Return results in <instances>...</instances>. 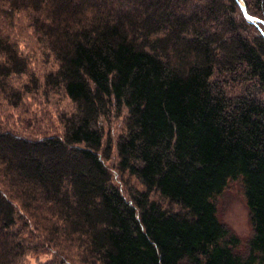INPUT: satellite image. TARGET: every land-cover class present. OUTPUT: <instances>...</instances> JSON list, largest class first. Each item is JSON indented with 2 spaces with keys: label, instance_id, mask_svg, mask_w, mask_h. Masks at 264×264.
<instances>
[{
  "label": "trees",
  "instance_id": "16d2710c",
  "mask_svg": "<svg viewBox=\"0 0 264 264\" xmlns=\"http://www.w3.org/2000/svg\"><path fill=\"white\" fill-rule=\"evenodd\" d=\"M23 14L57 65L46 85L75 110L60 134L0 128V264H24L33 233L59 264H264V0H0L8 100L30 70L12 38ZM115 117L116 169L144 187L129 196L107 164ZM236 179L254 226L246 255L215 204Z\"/></svg>",
  "mask_w": 264,
  "mask_h": 264
},
{
  "label": "rangeland",
  "instance_id": "374dc122",
  "mask_svg": "<svg viewBox=\"0 0 264 264\" xmlns=\"http://www.w3.org/2000/svg\"><path fill=\"white\" fill-rule=\"evenodd\" d=\"M12 38L18 43L19 50L30 62L28 75L14 78L11 85L12 98L6 99L0 94V128L13 131L28 137L36 138L41 135L60 134L63 131L61 116L71 114L75 105L62 88L46 85V76L57 68L49 52L38 42L36 34L29 26L28 18L23 14L18 16ZM38 81V85L35 83ZM232 93L240 89L238 85L229 84ZM7 90V88H5ZM3 88L0 87V93ZM15 95V96H14ZM21 99L16 106L15 103ZM124 117L104 120L105 144L108 139L113 140L112 159L107 162L115 176L116 184L122 192L129 196L144 189L142 183L129 173H119L116 169L118 153L116 143L125 132ZM152 199L161 202L165 207L178 209L168 201L161 199L157 193ZM217 216L219 221L228 229L227 240L235 242V251L246 255L249 243L254 235V226L250 209L245 196L242 179L229 180L224 191L215 197ZM31 240L32 251L25 257L24 264H59L64 262V255L58 252V247L50 245L38 234H26ZM66 245V253L70 261L81 260L82 250L78 244L70 247ZM62 248V247H59ZM66 259V258H65Z\"/></svg>",
  "mask_w": 264,
  "mask_h": 264
},
{
  "label": "water",
  "instance_id": "95a60500",
  "mask_svg": "<svg viewBox=\"0 0 264 264\" xmlns=\"http://www.w3.org/2000/svg\"><path fill=\"white\" fill-rule=\"evenodd\" d=\"M240 3H241V5H242V6H243V8H244V3H243L242 1H241ZM248 20H249L250 22H253V20H254V19H253V18H251V17H248Z\"/></svg>",
  "mask_w": 264,
  "mask_h": 264
}]
</instances>
